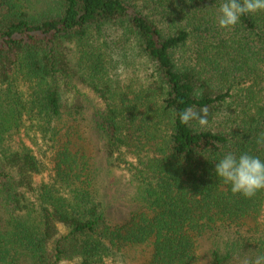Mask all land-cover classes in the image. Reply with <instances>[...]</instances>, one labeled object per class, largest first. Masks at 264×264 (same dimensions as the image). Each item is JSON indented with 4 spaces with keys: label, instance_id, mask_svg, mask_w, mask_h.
I'll return each instance as SVG.
<instances>
[{
    "label": "trees",
    "instance_id": "1",
    "mask_svg": "<svg viewBox=\"0 0 264 264\" xmlns=\"http://www.w3.org/2000/svg\"><path fill=\"white\" fill-rule=\"evenodd\" d=\"M223 2L0 0V264L264 254V191L234 195L215 174L228 152L264 160V13L221 29ZM187 107L208 126L182 125ZM109 172L130 190L119 224Z\"/></svg>",
    "mask_w": 264,
    "mask_h": 264
},
{
    "label": "clouds",
    "instance_id": "2",
    "mask_svg": "<svg viewBox=\"0 0 264 264\" xmlns=\"http://www.w3.org/2000/svg\"><path fill=\"white\" fill-rule=\"evenodd\" d=\"M264 13V0H224L219 7L217 17L218 26L221 29L234 28L245 15ZM198 98L202 93L195 94ZM179 122L182 125H190L193 122L201 128L208 126V110L202 108L196 110L187 107L179 113ZM257 143L264 146V133H261ZM215 174L225 184L231 185V192L239 194L246 199H251L260 191H264V160L249 152H242L237 156L232 152L226 153L216 162ZM246 264H264V254L255 256Z\"/></svg>",
    "mask_w": 264,
    "mask_h": 264
},
{
    "label": "rangeland",
    "instance_id": "3",
    "mask_svg": "<svg viewBox=\"0 0 264 264\" xmlns=\"http://www.w3.org/2000/svg\"><path fill=\"white\" fill-rule=\"evenodd\" d=\"M78 89L83 94H86L88 97H91L89 91L84 86L78 85ZM90 107L86 106V122L84 123L86 130L84 129L82 131H85L86 135L91 136L95 143L97 141L96 146L98 149L95 147V150H99L102 144L99 142V138L97 139L95 137V133L92 132L93 110L92 107L91 109ZM121 175L122 174L120 172H109L104 175V181L107 184V191L104 190L103 192V200L109 206L107 209V220H109L112 224H119L123 222L127 216L128 210L132 208L130 201H128L130 198V190L125 188L124 181L126 180Z\"/></svg>",
    "mask_w": 264,
    "mask_h": 264
}]
</instances>
